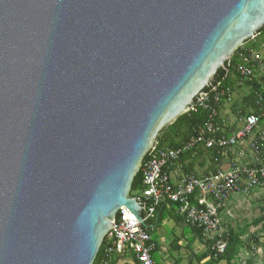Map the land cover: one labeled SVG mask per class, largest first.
Returning <instances> with one entry per match:
<instances>
[{
  "label": "water",
  "instance_id": "water-1",
  "mask_svg": "<svg viewBox=\"0 0 264 264\" xmlns=\"http://www.w3.org/2000/svg\"><path fill=\"white\" fill-rule=\"evenodd\" d=\"M264 30V0H0V264H93L159 134ZM143 226V227H144Z\"/></svg>",
  "mask_w": 264,
  "mask_h": 264
},
{
  "label": "built area",
  "instance_id": "built-area-1",
  "mask_svg": "<svg viewBox=\"0 0 264 264\" xmlns=\"http://www.w3.org/2000/svg\"><path fill=\"white\" fill-rule=\"evenodd\" d=\"M241 51L244 52L238 53L241 60V65L237 67L241 78L238 85H243L255 69L263 66V60L256 53L242 48ZM229 94V88L220 89L217 83L189 108L188 112H196L198 109L207 112V120L195 135L181 148L157 149L155 145L144 158L139 169L143 190L135 198L144 206V224L154 219L158 206L164 203L178 204V211L184 217L185 224L200 229L205 239L213 241L219 230L220 211L224 204L235 194L248 195L252 190L264 187V161L259 158L258 149L264 145V132L256 133L259 122L264 119V101L260 97L256 103L259 106L258 113L242 118L239 128L225 135V131L216 125L219 118L216 106L221 100H224L225 105H230L232 100ZM247 140L254 160L252 166L234 163L227 169L219 168L201 177L176 172L180 158L186 152L196 148L216 149L224 155L229 149L237 148ZM143 226L125 208H121L112 229L105 237L107 244L98 264H112V256L123 254L133 256L137 264H157L152 259L155 245ZM225 248L224 241H214L211 248L213 256L223 254Z\"/></svg>",
  "mask_w": 264,
  "mask_h": 264
},
{
  "label": "crops",
  "instance_id": "crops-1",
  "mask_svg": "<svg viewBox=\"0 0 264 264\" xmlns=\"http://www.w3.org/2000/svg\"><path fill=\"white\" fill-rule=\"evenodd\" d=\"M261 38L259 36L256 39L260 42ZM263 67L258 68V71L253 76L258 84H260L262 90H264V75L261 73L264 71ZM258 72L260 73L258 74ZM247 82L246 80L240 89L234 90L233 94H237L239 100L237 102L233 99L232 104H236V106L240 105L242 97L250 91V84ZM231 105H223L220 108L219 118L224 128L230 126V119L227 114L230 112L233 115V113L231 109L228 112L227 110ZM258 130L264 131V122L259 126ZM248 145L249 140L241 144V147L229 149L222 156L218 168L227 169L232 163L238 165L247 164L251 159ZM179 165L176 172L185 174L184 168L187 162L180 163ZM193 165L194 172L199 176L204 175L206 170L208 171L213 166L206 156H200L195 159ZM247 211L251 213V217ZM259 218H261V222L254 224V221ZM179 220L178 216H164L163 214L157 223L152 224L151 238L156 243L154 254L157 261L155 262L157 264H205L209 258L200 262L195 258L196 254H201L205 251L204 241L185 222ZM229 231L237 234L240 241L238 254L235 260L232 261L233 264H246L247 262L250 264H261V260L264 262V188L255 189L248 195L235 194L224 204L220 213V226L217 235L223 236ZM248 254L249 256H245ZM112 260L113 264H137L133 256L129 254L114 255L112 256ZM219 264H226V262L222 261Z\"/></svg>",
  "mask_w": 264,
  "mask_h": 264
},
{
  "label": "trees",
  "instance_id": "trees-1",
  "mask_svg": "<svg viewBox=\"0 0 264 264\" xmlns=\"http://www.w3.org/2000/svg\"><path fill=\"white\" fill-rule=\"evenodd\" d=\"M259 36L263 38L264 30L260 31L259 34L254 39H251L247 42L248 43L251 41L253 42ZM262 38L260 39V44H262V47H264V38L263 39ZM247 42H245V44L242 47H240L239 49H237L234 52L232 58L229 60V62L226 63L225 70H219L218 74L214 78V82L212 83L213 86L218 83L220 86V89L221 88L222 89L229 88V90H230L229 95L231 97V100L233 99L234 90L241 88L240 85H238V83L241 80L240 76L237 73V67L239 65H241V60L238 57V53L244 52V51H241V48L245 51H250L252 53H255L254 51H256L260 47V46H258L259 43H257V45H255L253 43L252 47L251 46L248 47L246 45ZM263 65H264V63H263ZM233 78H237V81H235ZM247 81H248L247 83L250 84V91L242 97V101H241L240 105H237V106H236V104L231 105V112L234 115L237 114L235 116H236V118L239 119V120H236L238 123H240V120L242 118H244L250 114L258 113L259 106L256 103L260 97L264 101V90H262L260 84H258V82L253 78V75L250 78H248ZM210 90H211V88H207L205 90V92L208 93ZM225 97H227V96H225ZM223 105H225L224 100H221L219 105L216 106L219 112H220V108ZM206 120H207V112L205 110H201V109H198L196 112H188V113L180 116L172 125L168 126L164 130H162V132L159 134V137L157 138L156 148L157 149H160V148L177 149V148L183 147L190 140V138L193 137L195 135V133L203 126V124L205 123ZM263 122H264V119H261L258 126H260ZM216 125L219 128L223 129V131H225L224 132L225 135H229L236 130L232 126L228 127V128H224L220 118H218L216 120ZM258 129H256V133L264 132V131H260ZM258 149H259V156H260L259 158L264 161V145L261 147H258ZM225 153H227V151ZM200 156H206L212 162L213 166L208 171L206 170V172L204 174V175H206V174L208 175L210 173H214L216 170L219 169L218 165L221 163L222 156H224V155H222L221 153L219 154L216 149L202 150L201 148H196L190 152H186V153L182 154L180 161H179V163H186L187 162V165L184 168V171L186 172L185 174L194 175L196 177H201L194 172V165H193L195 159H197ZM216 160H217V162H216ZM253 163H254V160L251 157L250 161L247 164H243V165L252 166ZM232 164H234V163H232ZM257 189H262V188L258 187ZM142 190H143V185L141 182V174H140V172H138V174L135 176V178L131 184L130 196L133 198H137L139 196L140 191H142ZM167 207H169V208H167ZM178 210H179L178 204L164 203V204L158 206L156 208V211H155L154 219L147 221L145 224V227H144L146 233L150 236V238L152 237V229H153L152 224L153 223L155 224V222L157 223L161 219V216L163 214H164V216H166V215H171V216H175V217L178 216V218L184 222V217L179 213ZM220 213H221V211H220ZM259 222H261V218L255 220L254 224H258ZM189 227L195 232V234L198 237H200L204 241V244H205V246H204L205 251L201 254L195 255V258L199 262L206 259V258H209V260L205 264H219L222 261H225L226 264H233L232 261L235 260L237 254H238L239 247H240V241L238 240L237 234H234L232 231H229L226 235L214 236L213 241H211L209 239L204 238L202 231L200 229L195 228V227H191V226H189ZM217 240L224 241L226 243V248H225V251L223 254L218 255L217 257H214L213 256L214 253L211 251V248H212L213 242L217 241ZM151 242L155 245V249H156V243H155V240L153 238H151ZM106 244L107 243H106V238H105L103 243L100 246L99 252H98L93 264H98L99 260L101 259L102 255H103V251L106 247ZM154 251L152 252V259L154 261H157L156 255L154 254ZM111 263L113 264V260H111ZM246 264H250V263L247 262Z\"/></svg>",
  "mask_w": 264,
  "mask_h": 264
},
{
  "label": "rangeland",
  "instance_id": "rangeland-1",
  "mask_svg": "<svg viewBox=\"0 0 264 264\" xmlns=\"http://www.w3.org/2000/svg\"><path fill=\"white\" fill-rule=\"evenodd\" d=\"M255 44V45H257V43H260V42H258V39H256V41H254V42H247L246 43V45L248 46V47H252V44ZM261 44H258V46H260ZM247 47V48H248ZM254 52H256L257 54L256 55H258V56H260V58L262 59H264V47H262V46H260L256 51H254ZM262 59V60H263ZM264 66V65H263ZM264 68V67H263ZM264 70V69H263ZM256 71H258V69H255L254 70V72H253V76L256 74ZM262 71V70H261ZM260 72H258V74H259ZM261 73H263V75H264V71H262ZM235 81H237V78H233ZM240 87H242V86H240ZM244 87V86H243ZM238 88V87H237ZM242 95V94H241ZM241 97V96H240ZM233 99H235L237 102H238V100H239V96L237 95V94H233ZM233 99H232V103H233ZM231 103V104H232ZM230 104V105H231ZM231 109V107L227 110V112L229 111ZM238 111V110H237ZM230 115V116H229ZM234 115V114H233ZM233 115H231L230 114V112L227 114V116H228V118L230 119V126L229 127H234L235 129H238L239 128V126H240V124L236 121L238 118H236V116H233ZM235 115H237V114H235ZM259 128V126L257 127V129ZM241 147V146H240ZM238 195H240L239 193H238ZM247 213H248V215L250 216L251 215V213H249L248 211H247ZM251 217V216H250ZM248 218V217H247ZM245 256H249V254L248 255H245ZM262 263H264L263 262V260H261V264Z\"/></svg>",
  "mask_w": 264,
  "mask_h": 264
}]
</instances>
